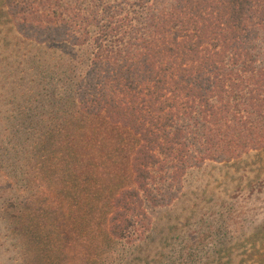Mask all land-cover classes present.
Listing matches in <instances>:
<instances>
[{"label":"trees","instance_id":"trees-1","mask_svg":"<svg viewBox=\"0 0 264 264\" xmlns=\"http://www.w3.org/2000/svg\"><path fill=\"white\" fill-rule=\"evenodd\" d=\"M3 3L25 37L85 56L72 110L57 123L56 131L71 123L61 173L78 201L104 193L111 235L125 233L127 213L159 204L160 184L179 183L187 168L264 146V0ZM89 115L107 124L87 128ZM120 128L135 135L130 152Z\"/></svg>","mask_w":264,"mask_h":264},{"label":"rangeland","instance_id":"rangeland-1","mask_svg":"<svg viewBox=\"0 0 264 264\" xmlns=\"http://www.w3.org/2000/svg\"><path fill=\"white\" fill-rule=\"evenodd\" d=\"M7 9L0 0V264H264V146L160 184L164 199L127 213L123 235L105 229L104 193L90 202L69 195L61 156L71 123L56 128L72 110L70 84L85 56L25 37ZM98 123L107 120L89 115L84 125ZM126 129L130 152L135 135ZM125 155L116 158L124 164Z\"/></svg>","mask_w":264,"mask_h":264}]
</instances>
